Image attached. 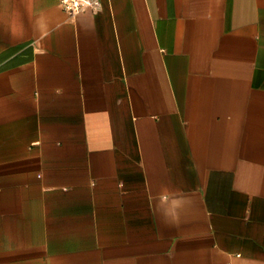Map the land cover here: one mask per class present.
<instances>
[{
	"label": "crops",
	"instance_id": "crops-1",
	"mask_svg": "<svg viewBox=\"0 0 264 264\" xmlns=\"http://www.w3.org/2000/svg\"><path fill=\"white\" fill-rule=\"evenodd\" d=\"M0 0V264H264V0Z\"/></svg>",
	"mask_w": 264,
	"mask_h": 264
},
{
	"label": "built area",
	"instance_id": "built-area-1",
	"mask_svg": "<svg viewBox=\"0 0 264 264\" xmlns=\"http://www.w3.org/2000/svg\"><path fill=\"white\" fill-rule=\"evenodd\" d=\"M64 9L70 14H76L86 8L99 9L100 0H61Z\"/></svg>",
	"mask_w": 264,
	"mask_h": 264
}]
</instances>
